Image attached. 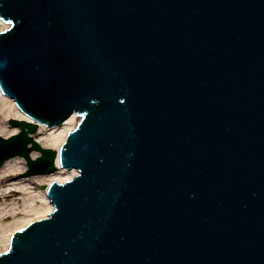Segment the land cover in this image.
I'll list each match as a JSON object with an SVG mask.
<instances>
[{
  "label": "water",
  "instance_id": "obj_1",
  "mask_svg": "<svg viewBox=\"0 0 264 264\" xmlns=\"http://www.w3.org/2000/svg\"><path fill=\"white\" fill-rule=\"evenodd\" d=\"M0 20V92L34 121L8 120L0 165L77 171L0 264H264V0H0ZM73 112L57 151L30 136Z\"/></svg>",
  "mask_w": 264,
  "mask_h": 264
},
{
  "label": "bare ground",
  "instance_id": "obj_2",
  "mask_svg": "<svg viewBox=\"0 0 264 264\" xmlns=\"http://www.w3.org/2000/svg\"><path fill=\"white\" fill-rule=\"evenodd\" d=\"M6 28L8 24L0 20V31ZM8 118L31 121L16 108L12 99L0 92V119L6 121ZM78 120L76 113H72L60 125L45 127L37 123L35 133H38L40 137L36 141L42 147L56 150L61 146L69 131L76 126ZM2 121H0V132L5 130L2 129ZM16 129L14 126L9 131L14 133ZM24 170L25 163L20 156L6 159L0 165V198H2L0 202V252L8 248L9 238L15 230L27 226L31 221L46 217L52 210V205L46 195L47 186L51 182H66L76 174L74 169L65 170L63 168H58L49 174L33 175H24ZM5 217H10L11 220L4 222Z\"/></svg>",
  "mask_w": 264,
  "mask_h": 264
},
{
  "label": "rangeland",
  "instance_id": "obj_3",
  "mask_svg": "<svg viewBox=\"0 0 264 264\" xmlns=\"http://www.w3.org/2000/svg\"><path fill=\"white\" fill-rule=\"evenodd\" d=\"M0 121H2L1 119H0ZM2 124H3V130H4V132H0V135L1 136H3V137H5V136H8L10 133H12V132H10L9 130L10 129H12L13 127L11 126V125H9L8 123H7V120L6 121H2ZM8 130V131H7ZM6 131V132H5ZM16 132H17V129H16ZM40 136L38 135V133H34L33 134V138L35 139V140H37L38 138H39ZM37 155L38 153L36 152H31V156H33V155ZM23 159V158H22ZM2 201V198H0V202ZM11 219H10V217H5L4 219H3V221L4 222H9Z\"/></svg>",
  "mask_w": 264,
  "mask_h": 264
}]
</instances>
